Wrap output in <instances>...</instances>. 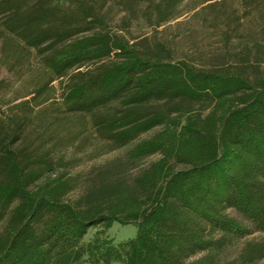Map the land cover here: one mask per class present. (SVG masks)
Listing matches in <instances>:
<instances>
[{
	"label": "trees",
	"instance_id": "obj_1",
	"mask_svg": "<svg viewBox=\"0 0 264 264\" xmlns=\"http://www.w3.org/2000/svg\"><path fill=\"white\" fill-rule=\"evenodd\" d=\"M167 1L172 12L181 0ZM66 2L0 0V35L29 17L63 12ZM139 44L107 26L87 34L42 26L22 37L24 48H42L30 75L36 92L76 69L59 94L61 117L89 116L115 148L133 145L97 170L82 198L70 201L66 196L77 179L53 176L50 155L24 147L48 111L27 114L25 100L11 114L0 104V264H185L198 252L205 255L187 264H215L213 254L233 240L264 232L251 188L257 170L264 173V75L251 79L241 69L197 68L167 59L161 43L148 50ZM117 101L120 110L102 112ZM152 101L172 105L144 109ZM156 126L163 128L137 140ZM154 154L159 157L143 165ZM114 222L135 224V236L114 242L105 234ZM99 225L85 242L88 230ZM263 257L264 238L248 240L237 258L223 264H255Z\"/></svg>",
	"mask_w": 264,
	"mask_h": 264
},
{
	"label": "rangeland",
	"instance_id": "obj_2",
	"mask_svg": "<svg viewBox=\"0 0 264 264\" xmlns=\"http://www.w3.org/2000/svg\"><path fill=\"white\" fill-rule=\"evenodd\" d=\"M167 2L67 0L64 13H53L40 18L29 17L0 35L2 110L12 114L15 109L11 107L28 100L29 103L24 106L27 114L48 111V120L42 123L39 130L29 134L24 147L46 151L54 161L53 176L66 173L77 179V188L68 193L67 200L82 198L88 185L93 179H97V170L123 155L133 143L115 148L99 134L89 116L61 117L56 112L60 91L76 71L75 68L68 69L38 92L34 90L30 75L40 61L39 51L42 48L27 49L22 46V37L29 31L42 26L58 28L64 25L80 34H87L107 26L112 33L128 43L140 42L139 47L143 50L152 49L157 43L163 44L169 50L167 59L186 60L197 68L210 70L226 67L233 71L241 69L251 79L264 75V0L255 3H246L244 0H181L172 12L167 10ZM112 57L113 54L93 57L79 69L92 67ZM171 103L152 101L144 109L165 110L171 107ZM182 105L192 107L195 111L203 108L198 104ZM121 108V103L117 101L102 112L113 114ZM54 117L57 119L54 120ZM162 128L163 126H156L140 135L137 140L148 138ZM158 157L159 154H154L142 163L147 165ZM262 169L257 170L251 178V188L264 216ZM227 212L239 221L249 224L235 210L229 208ZM100 228V225L90 228L84 241H89ZM136 230L135 224L114 222L105 234L114 242H119L134 237ZM261 238H264L263 230L253 231L244 238L233 240L213 254L214 263L223 264L237 258L246 241ZM203 255L205 252H198L185 261V264ZM83 264L90 262L84 260ZM255 264H264V257Z\"/></svg>",
	"mask_w": 264,
	"mask_h": 264
}]
</instances>
